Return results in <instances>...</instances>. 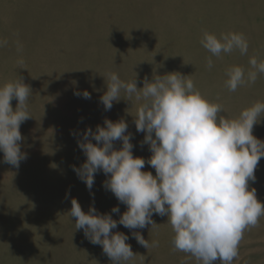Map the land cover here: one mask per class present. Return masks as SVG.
Segmentation results:
<instances>
[{
  "label": "rangeland",
  "instance_id": "rangeland-1",
  "mask_svg": "<svg viewBox=\"0 0 264 264\" xmlns=\"http://www.w3.org/2000/svg\"><path fill=\"white\" fill-rule=\"evenodd\" d=\"M42 1L44 3H42ZM51 1L52 0H40V1L39 0H5V1L0 0V11H1L0 13H2L0 15V40L6 41V44L3 47H0V64H1L0 69L3 68L0 70V87L4 86L5 84L10 83V82L14 83V82L18 81L19 78H21L22 82L24 84L29 85L31 92H32L30 97H29V100L27 102V110H28V113L32 112L31 116L33 115V117H30L29 119L26 120L27 122L25 121L22 123V125H20L19 130H20V132H22L21 135H22L23 139L25 138L24 141L22 140V142H20L21 143V151L27 154V159L22 160L20 162L19 169L14 167V166L12 167V165H10V164L5 163L3 161V156H2L3 153L0 152V187H1L0 188V191H1L0 192V206H1L0 210H1V212L3 211L2 213L0 212V228H2L0 230V256H1L0 257V263L1 264H3V263L4 264H10V263L11 264L12 263L13 264H23V263L24 264H105V263L106 264H112L111 259L103 252L102 246H100V245L95 246L94 244H92L85 237L83 229H80V230L75 229V218L70 217V215L68 213V212H70V209L72 206L71 205V200H72L71 198L77 199L81 208L83 207L82 210L86 213H87L86 210L88 208H90L91 206H95V205H96L95 209L100 214H102V213L105 214L106 212L108 214H111L112 213L111 210L113 207H119L118 213H112V218L117 220V221L119 220V215L123 214L127 210V206L121 202L118 203V199L115 196H113L114 194L111 191L107 190L103 186L104 182L107 179V176L102 171L95 174L94 184H96L95 185L96 187L94 188V185H93V187H92L93 189H91V191H89L88 188L85 187L86 185L84 186L85 183L81 179L78 180L79 178H78L76 172L73 171L72 166L75 165L78 168V167H80V164H82L86 160V156H84L83 151L81 150V148L78 145H76V144H78L77 143L78 139H79V137L82 139L81 134L87 128L90 127L93 131H95L97 125L104 126L105 119L111 120L113 122H117V121H120L124 118L125 122L128 120L126 123L129 122L127 124L128 125L127 133L129 132L131 134L132 138H131L130 142L132 144L134 143L132 150L133 151L136 150L133 152V156L134 157H142L143 156V158H145L146 163L144 166V171H150V172L153 171L152 174L154 175L155 170H154V168H152L150 165L148 166V164H147V160L150 158V155L152 153L150 152L148 145H146V144L142 145V142L144 140V137H142V136H144L145 134L141 133V132L138 133L136 130V127L135 128L133 127L135 125V124H133L134 123L133 121L135 120V117H136L135 114H137L136 110L138 109V103L135 102L134 99L131 101H127V100H125L126 97L122 96V99L120 100V102H115V103L113 102V106H112L111 110L105 111L103 104L100 102V97L107 90V87H102V86H106L107 74L110 72H115L119 75L120 79H122L126 82L133 81L134 79H136L138 88L143 87V82L145 79H147L149 82H151L153 80L154 76H156V75L162 76L163 74L173 73L175 71H176V73L180 72V74L182 76H184L183 74H186L187 76L192 74L189 78L192 81L194 80L193 83H194L195 89L198 90L201 93V95L204 94L203 97H206V99L209 102L213 101L212 103H218V104L222 105V107H224L225 110L223 109V112L221 114L222 115L224 114L223 116H225L226 118L233 119V116L238 118L242 110L250 107L255 102H258V101L264 102V97H263L264 96V74L263 75L261 74L262 76L260 74H258L257 79H256V81H258V82L255 81L257 83L256 85H255V83L254 84H247V85H245V87L241 86L235 92H232V91H229L227 89V87L225 86V81L228 78L226 76V69L230 66L239 64V66H241L243 68L246 66L244 68L246 71L251 70V66L249 65V58L250 57H256L258 62L260 60L264 61V58H263L264 57V51H263L264 50V0H209V1L208 0H199V1L198 0H152V2H151V0H141V1L140 0H134V1L133 0H131V1L130 0H110V1L109 0H94V1L93 0H81V1L80 0H68V1L67 0H60V3L58 0H54V2H56V4L53 1L52 2ZM83 1H84V3H82ZM94 2L97 3V5ZM126 2L128 3V5L126 4ZM3 3H4V5H3ZM144 3L147 5V7H146V5H144ZM1 4H2V7H1ZM45 4H46V6H45ZM153 4H155V5L153 6ZM93 5H94V7H93ZM114 5H115V7H114ZM53 7H55V9ZM108 7H110V8L108 9ZM95 9L98 10L96 13H95ZM130 9L133 10V12L130 11ZM215 9H217V10H215ZM242 9H244L245 12ZM51 10H53V11H51ZM124 10H125V12H124ZM136 10H138V11L136 12ZM32 11H34V12H32ZM68 11L70 13H68ZM101 11H103L102 14H101ZM110 11L114 12L115 14L114 13L112 14ZM117 11L118 12L120 11L119 12L120 14ZM71 12H73V13H71ZM149 12H150V14L148 15ZM128 13H129V15H128ZM134 13H135V16H137V17L134 16ZM226 13H229L228 16ZM67 14H70V15H67ZM71 14L73 16H71ZM78 14H81V15L79 16ZM95 14H98V15L95 16ZM125 14H126V16H125ZM83 15H84V17H83ZM88 15L90 17H88ZM92 15H94V17ZM113 15H115L117 18ZM182 15L185 17V19ZM21 16H23V18ZM131 16L133 18H131ZM118 17L120 19H118ZM13 18H15V19H13ZM137 18H139V19L136 20ZM142 18H143V22L142 21L139 22L140 20H142ZM155 18H157V19H155ZM114 19H115V21H112ZM122 19H123V21H122ZM191 19H193V20H191ZM198 19H199V21H198ZM23 20L27 21V22H25V25L23 24V22H24ZM60 20L62 22H60ZM152 20H154L155 22ZM156 20L158 21V23L156 22ZM79 21H81L82 23ZM125 21H126V23H125ZM238 21H239V23H238ZM40 22H42V23H40ZM45 22L47 23V25ZM51 22H52L53 27L51 26ZM68 22H69V24H68ZM85 22H87L88 25H86ZM106 22H108L109 25ZM116 22H117L118 26L116 25ZM135 22H136V24H134ZM222 22H224V23H222ZM70 23H71L72 27H71ZM94 23H96L98 25L95 26ZM120 23L122 24V26L119 25ZM38 24L40 25V27ZM59 24H61V25H59ZM64 24H67V25H64ZM78 24H79V26H77ZM90 24L92 25V27ZM111 24L114 26H112ZM153 24H154V26H152ZM160 24H162L163 28ZM203 24H204V26H203ZM232 24H235L237 27L235 25L233 26ZM21 25H22V27H21ZM58 25H59V27H58ZM84 25H86V26H84ZM144 25H145V27H143ZM158 25H160V27ZM15 26H18V29ZM34 26L36 27L35 30L36 31L39 30V32L32 30L35 28ZM93 26H95V27L98 26L97 30L99 32H97V30H95V27H93ZM101 26H103V27H101ZM146 26H147V28H146ZM5 27H8V28H5ZM77 27H78V29H77ZM106 27H108V29ZM128 27H129V29H128ZM130 27H131V29H130ZM139 27H140V29H139ZM3 28H4V30H3ZM44 28H47V29H44ZM64 28H66V29H64ZM100 28H101V30H100ZM141 28L142 29L144 28V30H142ZM12 29H15V30L13 31ZM41 29H42V32H40ZM52 29H55V30H52ZM58 29L59 30L61 29L60 32ZM62 29H64V30H62ZM237 29H239L240 31ZM247 29H249L248 31H250V33L247 32ZM256 29L258 31H256ZM121 30L123 33L121 32ZM149 30L152 33H149L150 32ZM174 30L176 31V33L177 32L178 33L176 34L174 32ZM7 31H10V32L8 33ZM18 31H19V33H18ZM54 31L56 33H54ZM67 31H69V32H67ZM109 31L111 33H109ZM115 31H117V32H115ZM140 31H141L142 35H141ZM144 31H148V32H144ZM155 31H156V33H155ZM204 31H207L209 33H213V34L217 35L218 37L221 33H227V32H235V33L240 32V33H242L246 39L249 37V39H247V42L249 41L248 42L249 47H248L247 54L246 55H240V53L238 51H234L233 52L234 54L232 53L234 56L232 54H223L220 58L212 56V54L210 52H208L206 49H204V47L200 43L201 36L203 35ZM11 32H14L13 34L16 33L14 35V38H13ZM24 32H27V34H28V32H30V34H28V35L24 34L25 35L24 36L23 35ZM87 32H90V35ZM91 32H93V33H91ZM114 32L116 33V35ZM124 32L126 34L122 35V34H124ZM163 32H164V34H163ZM181 32L182 33L184 32V33L181 35L180 34ZM185 32H186V34H188V33L189 34L186 35ZM195 32H197V33H195ZM46 33L49 35V37H51L50 39ZM58 33H59V35H58ZM99 33H101V34L98 35ZM192 33H194V34H192ZM64 34H65V36H64ZM73 34H74V36H73ZM130 34L133 38L130 36ZM146 34H148V35H146ZM153 34L156 36H154ZM78 35H79V37H78ZM108 35L110 37H108ZM144 35H145V37H144ZM149 35L151 38L149 37ZM17 36H18L19 40L22 39L23 41L22 40H21L22 42H20L19 40L14 41L17 39ZM31 36H32V38H31ZM53 36L56 37V40ZM57 36H59V37H57ZM60 36H61V38H60ZM118 36H120V37H118ZM182 36H185V37H182ZM104 37H105V39H104ZM137 37H139V39ZM170 37L171 38L173 37V38L171 39ZM179 37L181 38V40H179L180 39ZM251 37H252V39H251ZM253 37H255V38H253ZM39 38L41 40H39ZM52 38H53V40H52ZM71 38L73 39V42H72ZM93 38H95V39H93ZM121 38H122V40H121ZM130 38H132L131 39L132 41L130 40ZM145 38L148 40L149 39L150 40L152 39V40L148 41V40H145ZM182 38H184V39L182 40ZM92 39H93V41H92ZM117 39L120 43L117 41ZM141 39H143V40H141ZM155 39H156V41H154ZM177 39H178V41H176ZM29 40L31 41V43ZM57 40L59 41V44H58ZM69 40H70V42H69ZM127 40H130V41L127 42ZM134 40H136L138 42L133 43ZM184 40L190 41V43L184 42ZM38 41H41V43H38ZM50 41H52V45H51ZM17 42H19L20 44L22 43L21 44L23 46L22 52L17 51V48H16ZM23 42H26V45H24ZM67 42H69V43H67ZM103 42H105V43H103ZM106 42H108L109 44ZM140 42H142V43H140ZM14 43H15V46H14ZM28 43H30V46L34 45L33 46L34 50L32 49V46H31V48H30V46H28L29 45ZM36 43H38L39 45ZM125 43H126V45H125ZM131 43H132V45L130 47ZM139 43H140V45H139ZM191 43L193 44V46L195 44L196 45L193 47ZM35 44L38 46H36ZM67 44L69 47L67 46ZM111 44H113V45H111ZM154 44H157V45H154ZM177 44H178L179 49L177 48ZM7 45H10V48ZM118 45H120V46H118ZM187 45L188 46L190 45V46L188 47ZM116 46H118V47H116ZM125 46L126 47L128 46L129 48L127 47V50H126ZM144 46L145 47L147 46L148 48L147 47L145 48ZM155 46L156 47L158 46V48H156ZM159 46H161V47H159ZM53 47H54V49L52 50L51 48H53ZM59 47H60V49H59ZM64 47L66 48V50ZM103 47H104V49H103ZM121 47H122V49H121L122 51H120V49H119ZM151 47H153L154 49ZM167 47H169V48H167ZM42 48L45 51L41 50ZM48 48H49V50H47ZM95 48H96V50H95ZM116 48L118 49V51H120L119 53L116 50ZM123 48H124V50H123ZM138 48H140V49L142 48L141 50H144L145 52H143V51L141 52V50ZM155 48L158 50H156ZM176 48H177V50H176ZM56 49H57V51H59L58 53H57ZM68 49H70V51ZM79 49H81V50H79ZM200 49H203V50L201 51ZM259 49H262V50H260L261 52L259 51ZM7 50H9L10 52ZM25 50H26V52H24ZM38 50H41V52ZM105 50H106V52L108 50V52H107L108 54L106 52H103ZM128 50L130 53L128 52ZM147 50H148V52L146 53ZM181 50H182V52H181ZM66 51H68V52H66ZM96 51H97V53H96ZM126 51H127V53H126ZM155 51H157V52L159 51V52L155 53ZM70 52H71V54H70ZM90 52H92V53H90ZM38 53L40 55H38ZM50 53H51V55H50ZM112 53H114V56ZM176 53H177V55H176ZM182 53H183V55H182ZM10 54H11V56H10ZM91 54H92V58H94V59L91 58ZM93 54L95 57H93ZM98 54H102L103 56L102 55L98 56ZM119 54H120V57H119ZM155 54H157V55H155ZM160 54H162L164 57L161 56ZM166 54H167V56H165ZM178 54L180 55V57L178 56ZM36 55L39 57L37 58ZM74 55L76 58L74 57ZM108 55H110V57ZM111 55L113 58L111 57ZM158 55L160 57H158ZM169 55L171 56V58H169ZM12 56H13V59H12ZM58 56H59V58H58ZM121 56H123V57H121ZM124 56H125V58H124ZM143 56H146L147 59H146V57H143ZM208 56L209 57L211 56V58L213 60V67L211 69H209L206 65L207 64V58H209ZM226 56H227V58H226ZM1 57H2V59H1ZM46 57H47V59H46ZM89 57H90V59H89ZM101 57L102 58L104 57V58L102 59ZM116 57H117V59H116ZM136 57H137V59H136ZM151 57H154V58H151ZM192 57H194V58H192ZM195 57H196V60L194 61ZM242 57L244 59V62H243ZM21 58L22 59L24 58L23 59L24 64L22 66L17 63V61ZM28 58H29V60H28ZM52 58H54L55 61ZM185 58H187V59H185ZM259 58H261V59H259ZM65 59H67V60H65ZM98 59H100V60H98ZM111 59H113V60H111ZM130 59H133V60H130ZM35 60H37L38 62ZM125 60H126V62H125ZM168 60H170V61L167 62ZM190 60L193 61L192 62L193 64L191 63ZM2 61H3V63H2ZM49 61H51V62H49ZM53 61L55 63H53ZM56 61H58V62H56ZM130 61L132 63H130ZM182 61H184L183 64H182ZM35 62H37V63H35ZM43 62H45V63H43ZM147 62H148V64H147ZM56 63H58V64H56ZM129 63H130V66H129ZM157 63H160V64H157ZM199 63H200V65H199ZM202 63H204L206 68H204V65ZM52 64H53V67H52ZM55 64H56V66H55ZM163 64H165V65H163ZM157 65L158 66L162 65V66L158 67ZM168 65H170V66H168ZM165 66L167 67V69H170L171 66L172 67L170 70H166ZM197 66H199L200 68ZM152 68H154V69L152 70ZM18 69L19 70L21 69V71H19ZM161 69H163L162 73H161ZM179 69H181V70H179ZM200 70H202V71H200ZM52 71H54V72H52ZM203 71L204 72L206 71V72L204 73ZM152 72H154V73H152ZM8 74H11V75H8ZM55 74L57 76H55ZM204 74H205V77L203 76ZM6 75H7V77H6ZM150 76H152V77H150ZM223 76H224V79L222 80ZM8 78H9V80H8ZM26 79H27V81H26ZM218 79H219V81H218ZM28 80L32 81L33 83L29 82ZM98 81H99V83H98ZM102 82H104V83H102ZM216 82H217V84H215ZM29 83H31V84H29ZM196 85H197V87H196ZM208 86H210L211 88L214 87V89L213 88L211 89L210 87L208 88ZM221 88H222V90H221ZM83 91H87L91 94V100L85 99L82 96H77L75 94L77 92L82 93ZM207 92H208V94H207ZM245 92H246V94H245ZM212 93H217V94H212ZM226 94H228V95H226ZM235 95H236V97H234ZM241 95H243L244 97ZM215 96H217V97H215ZM240 97H243V98L240 99ZM123 98H125V99H123ZM216 99H217V101H216ZM227 102H228V104H227ZM15 103L17 105L18 102L13 99V101H11V105L13 107V110L16 109V105H14ZM128 103H130V104L128 105ZM239 103H241V105ZM232 104L236 107H234ZM126 106H128V107H126ZM29 107H30V111H29ZM70 107H72V108H70ZM230 107H231V109H230ZM134 108H136V109H134ZM226 108H228V110ZM233 108H234V110H232ZM115 109H117V110H115ZM75 110L77 111V113ZM229 110H230V112H229ZM126 111H128V112H126ZM130 111L132 112L131 115H130ZM115 112H118V113H115ZM227 112H229L230 114ZM91 113H93V114H91ZM52 114L58 120L56 118H54ZM82 114H84V116ZM87 114H88V116H87ZM226 114H227V116H226ZM235 114H238V115H235ZM122 115L123 116L125 115V116L123 117ZM229 115H230V117H229ZM113 116H114V118H113ZM130 118H132V119L130 120ZM260 120H261V122L259 124L254 125V127H253V135L256 138L260 139L261 141H264V117H261ZM88 123H89V125H88ZM66 128H69V129H67L68 132L66 131ZM72 132H73V134H72ZM137 134H139V135H137ZM138 136H139V138H138ZM59 138H61V139H59ZM75 141H77V142H75ZM92 142L96 143L94 140ZM138 146L139 147L141 146V148H138ZM65 147H67L68 149ZM114 147L116 149H119L120 147H122V142L121 141H115ZM148 155H149V157H148ZM263 160H264V157H262L260 159V161L258 163L259 166L255 170V177H256L255 181H249V189L250 190L253 188L255 189L256 197L262 203H264V161ZM146 166H148V167H146ZM151 169H152V171H151ZM142 171H143V169H142ZM27 172H29V173H27ZM32 175H34V176H32ZM26 177H29V178L32 177V178L26 179ZM60 177H62V178L60 179ZM54 178H55V180H54ZM17 179H19V181ZM37 179L38 180L41 179V180L38 181ZM97 179H98V182H97ZM34 180L36 181V182H34L35 184L33 183ZM76 180H77V182H76ZM24 183H25L26 187H24ZM5 185H6V187H4ZM46 185H47V187H46ZM77 185L80 188H78ZM99 185H100V187H97ZM44 186H45V188H47V190L45 188H43ZM13 188L16 190H12ZM62 188H64V189H62ZM17 189H19V191ZM77 190H78V192H77ZM8 191H9V193H8ZM50 191H51V193H50ZM83 191H85L87 193H85ZM94 191H96V192H94ZM63 192H64V194H63ZM80 192L85 193V195H83V193L81 194ZM90 192H92V193H90ZM18 194H20L24 197H22L20 195L18 196ZM58 194H62V195L58 196ZM44 195L46 197H48L49 195L50 196L48 198H46V197H44ZM78 196H80L79 199H78ZM19 197H21V198H19ZM39 197H40V199H39ZM22 198H24V199H22ZM26 198H28L29 200L28 199L25 200ZM49 198H51V200ZM45 199H46V202H48V203L45 202ZM62 199H64V200H62ZM8 201L10 204L8 203ZM20 201L22 202V204ZM27 202H28V204H27ZM40 202H41V204H40ZM37 203L41 206H39ZM29 204H31V206H29ZM116 204H118V205L116 206ZM17 205H18V207H17ZM66 205L67 206L69 205L68 206L69 208L66 207ZM111 205H112V208H111ZM10 206H11V208L13 206L15 207V208L13 207L15 211L12 210L13 211L12 213H11ZM51 206L53 207L52 209L50 208ZM99 206H100V208H99ZM107 206H108V208H107ZM31 207H32V209H31ZM33 208H35V209H33ZM36 209L37 210L39 209V211H37ZM45 210H46V213H45ZM88 211H89V209H88ZM100 211H102V212H100ZM36 212H38L37 213L38 216L36 215ZM55 213L57 216L54 215ZM58 214H60L61 217L60 216L58 217ZM117 214H119V215H117ZM14 215H16V216H14ZM48 215L51 216L53 219L51 217H49ZM30 216H32V218H30ZM40 217H41V219H40ZM158 218H160V219H158ZM30 219L33 221V223ZM152 219L156 224L158 223V226L154 225L151 227V225L150 226L148 225L146 228H143V229L138 228V229H134V230L133 229L130 230V229L125 227L126 230H124L123 225L117 224L118 226L116 228H118V229L115 228V231L118 230L120 233L123 232L125 235H127L129 237V239L126 241V243H128L131 246L132 251L136 254L132 260H130L128 262H122V264H160V263L161 264H198V261L194 257H191L189 254H186L184 252L176 251L173 249L174 246H173L172 241H173V237H174L175 233L173 232V228H172L171 224L168 223V217L166 215H165V217L157 215V218H156V214H153ZM13 220H15V222H12ZM51 220H52V222H51ZM163 220L164 221L166 220V221L164 222ZM53 221H56L57 224H55V222H53ZM12 224H14V225H12ZM43 224H44V226H42ZM17 225H18V227H17ZM41 226L43 227V229L40 228ZM50 226H52V227H50ZM4 227L5 228L8 227V228H6V231H4V229H5ZM20 227H22V230H23L22 232H21V230H18V229H20ZM15 228H16V230H15ZM28 228H29V230H28ZM30 228H31V231H30ZM44 229H45V231H44ZM50 229L52 231H50ZM156 229H158V230H156ZM38 230H39V232H38ZM163 230H164V233H161V232H163ZM169 230H171V231H169ZM47 231H48V233H47ZM112 231H113V233L117 232V231L115 232L114 229H112ZM17 232L20 234L17 235L18 234ZM51 232H53V233H51ZM133 232H139L144 237L145 240H148L150 245L153 242H158V246L149 247L148 249H146L144 246L140 245L137 242V240L132 235ZM10 234H12V236ZM41 235H44V236H41ZM29 237L30 238L32 237L31 241L29 240L30 239ZM49 238H51V241ZM22 240H25L23 242L24 244L22 243ZM3 241H5L6 243ZM7 243H9V244L7 245ZM43 243H47V244L44 245ZM11 244H12V246H11ZM26 244H28V245H26ZM38 244H39V246H38ZM40 245L41 246L43 245V246L41 247ZM92 245H93V247H91ZM4 246H7V247H4ZM29 248L31 249V251ZM40 248L42 249V251H39V250H41ZM80 250H81V252H80ZM91 250H92V252H91ZM8 251L11 253H8ZM33 251H35V252H33ZM41 252H42V254H41ZM30 253L31 254L33 253L34 255L37 254L38 257L34 256L33 254L30 255ZM71 253H72V255H71ZM5 255L7 256V258L9 257L8 260H7V258H5L6 257ZM81 255H82V257H81ZM3 256H5L4 257L5 260L2 258ZM27 256H29V257H27ZM157 256H160V257L158 258ZM17 257L18 258L20 257V258L18 259ZM24 257H26V258H24ZM161 257H162L163 262L161 261ZM189 257H191V258H189ZM10 259L13 262L10 261ZM33 259H34V261H33ZM92 260H94V261H92ZM84 262H86V263H84ZM217 263H220V262H218V260H217L215 262V264H217ZM255 263L256 264H259V263L264 264V216H261L259 218V222H258L257 226L250 227L249 229H246L244 231L243 238L241 239V241L238 245V257L235 258L232 262V264H255Z\"/></svg>",
  "mask_w": 264,
  "mask_h": 264
},
{
  "label": "clouds",
  "instance_id": "clouds-1",
  "mask_svg": "<svg viewBox=\"0 0 264 264\" xmlns=\"http://www.w3.org/2000/svg\"><path fill=\"white\" fill-rule=\"evenodd\" d=\"M201 45L217 58L238 51L248 52V42L242 33H221L219 37L203 32ZM6 41L0 40V47ZM23 46L17 42V51ZM23 65V59L17 61ZM251 70L238 65L226 69L225 86L235 92L239 87L254 84L258 74H264V61L249 58ZM207 67H213L211 56ZM189 76L180 73L156 75L143 87L137 81L126 82L115 72L107 74V90L100 97L105 111L122 94L127 101L138 103L134 120L137 132L144 133L143 144L152 153L147 164L155 169L142 171L145 159L133 156L131 134L122 119H105L104 126L90 127L78 140L86 156L80 167L72 166L79 179L91 191L95 174L103 172L104 187L119 202L127 206L119 220L111 214H100L94 206L85 213L77 199L71 200L70 217L75 218V229H83L85 237L94 245L102 246L112 264H122L135 257L124 233H113L117 224L132 229L157 225L153 214L167 216L175 233L174 250L194 257L198 264H232L238 257V245L243 233L258 225L264 216V203L249 189L255 181V170L264 157V141L253 135V127L264 117V102H255L241 111L238 118L221 115L222 105L209 102L195 89ZM90 99L87 91L75 93ZM31 89L19 78L0 87V152L3 161L16 168L27 154L21 151L23 137L20 125L32 117L27 111ZM18 103L13 110L11 101ZM96 143H93L92 141ZM115 141L122 147L116 149ZM110 174V175H109ZM118 213L119 207H113ZM132 235L146 249L151 245L139 232Z\"/></svg>",
  "mask_w": 264,
  "mask_h": 264
},
{
  "label": "bare ground",
  "instance_id": "bare-ground-1",
  "mask_svg": "<svg viewBox=\"0 0 264 264\" xmlns=\"http://www.w3.org/2000/svg\"><path fill=\"white\" fill-rule=\"evenodd\" d=\"M4 1H5V0H4ZM39 1H40V0H39ZM52 1L54 2V0H52ZM52 1H51V2H52ZM58 1H59V3H60V0H58ZM67 1H68V0H67ZM80 1H81V0H80ZM93 1H94V0H93ZM109 1H110V0H109ZM130 1H131V0H130ZM133 1H134V0H133ZM140 1H141V0H140ZM198 1H199V0H198ZM208 1H209V0H208ZM63 2H64V1H63ZM75 2H76V1H75ZM87 2H88V1H87ZM103 2H104V1H103ZM112 2H113V1H112ZM127 2H128V1H127ZM127 2H126V4L128 5ZM151 2H152V0H151ZM205 2H206V1H205ZM10 3H11V2H10ZM33 3H34V2H33ZM42 3H44V2L42 1ZM42 3H41V4H42ZM54 3L56 4V2H54ZM82 3H84V1H83ZM94 3H95V2H94ZM110 3H111V2H110ZM113 3H114V2H113ZM133 3H134V2H133ZM140 3H141V2H140ZM153 3H154V2H153ZM61 4H62V3H61ZM66 4H67V3H66ZM95 4L97 5V3H95ZM124 4H125V3H124ZM3 5H4V3H3ZM6 5H7V4H6ZM63 5H64V4H63ZM109 5H110V4H109ZM117 5H118V4H117ZM144 5H146V4L144 3ZM154 5H155V4H153V6H154ZM237 5H238V4H237ZM45 6H46V4H45ZM56 6H57V5H56ZM130 6H131V5H130ZM235 6H236V5H235ZM245 6H246V5H245ZM1 7H2V4H1ZM60 7H61V6H60ZM93 7H94V5H93ZM114 7H115V5H114ZM114 7H113V8H114ZM126 7H127V6H126ZM146 7H147V5H146ZM249 7H250V6H249ZM53 8L55 9V7H53ZM109 8H110V7H108V9H109ZM135 8H136V7H135ZM231 8H232V7H231ZM239 8H240V7H239ZM44 9H45V8H44ZM70 9H71V8H70ZM121 9H122V8H121ZM121 9H120V10H121ZM136 9H137V8H136ZM146 9H147V8H146ZM151 9H152V8H151ZM244 9H245V8H244ZM244 9H242V10H244ZM30 10H31V9H30ZM110 10H111V9H110ZM116 10H117V9H116ZM147 10H148V9H147ZM215 10H217V9H215ZM245 10H246V9H245ZM245 10H244V12H245ZM2 11H3V10H2ZM47 11H48V10H47ZM51 11H53V10H51ZM51 11H50V12H51ZM73 11H74V10H73ZM81 11H82V10H81ZM97 11H98V10L95 9V13H96ZM103 11H104V10H103ZM103 11H101V14L103 13ZM130 11L133 12V10H131V9H130ZM137 11H138V10H136V12H137ZM144 11H145V10H144ZM149 11H150V10H149ZM231 11H232V10H231ZM247 11H248V10H247ZM0 12H1V11H0ZM32 12H34V11H32ZM42 12H43V11H42ZM44 12H45V11H44ZM48 12H49V11H48ZM104 12H105V11H104ZM106 12H107V11H106ZM110 12H111V11H110ZM115 12H116V11H115ZM117 12H118V11H117ZM119 12H120V11H119ZM119 12H118V13H119ZM124 12H125V10H124ZM127 12H128V11H127ZM152 12H153V11H152ZM241 12H242V11H241ZM6 13H7V12H6ZM12 13H13V12H12ZM58 13H59V12H58ZM63 13H64V12H63ZM68 13H70V12L68 11ZM71 13H73V12H71ZM111 13L113 14L114 12H111ZM139 13H140V12H139ZM232 13H233V12H232ZM247 13H248V12H247ZM1 14H2V13H0V15H1ZM31 14H32V13H31ZM42 14H43V13H42ZM87 14H88V13H87ZM114 14H115V13H114ZM116 14H117V13H116ZM119 14H120V13H119ZM126 14H127V13H126ZM126 14H125V16H126ZM149 14H150V12L148 13V15H149ZM151 14H152V13H151ZM181 14H182V13H181ZM226 14H227V16H228L229 13H226ZM234 14H235V13H234ZM240 14H241V13H240ZM45 15H46V14H45ZM67 15H70V14H67ZM78 15L80 16L81 14H78ZM96 15H98V14H95V16H96ZM108 15H109V14H108ZM128 15H129V13H128ZM128 15H127V16H128ZM132 15H133V14H132ZM138 15H139V14H138ZM13 16H14V15H13ZM23 16H24V15H23ZM23 16H21V17L23 18ZM50 16H51V15H50ZM56 16H57V15H56ZM71 16H73V15L71 14ZM92 16L94 17V15H92ZM113 16H115V15H113ZM134 16H135V13H134ZM182 16H183V15H182ZM201 16H202V15H201ZM223 16H224V15H223ZM243 16H244V15H243ZM18 17H19V16H18ZM34 17H35V16H34ZM42 17H43V16H42ZM45 17H46V16H45ZM76 17H77V16H76ZM83 17H84V15H83ZM88 17H90V16L88 15ZM115 17H116V16H115ZM120 17H121V16H120ZM123 17H124V16H123ZM135 17H137V16H135ZM140 17H141V16H140ZM142 17H143V16H142ZM183 17H184V16H183ZM11 18H12V17H11ZM102 18H103V17H102ZM102 18H101V19H102ZM105 18H106V17H105ZM116 18H117V17H116ZM129 18H130V17H129ZM129 18H128V19H129ZM131 18H133V17L131 16ZM144 18H145V17H144ZM179 18H180V17H179ZM232 18H233V17H232ZM13 19H15V18H13ZM25 19H26V18H25ZM63 19H64V18H63ZM70 19H71V18H70ZM118 19H120V18L118 17ZM124 19H125V18H124ZM138 19H139V18H137L136 20H138ZM145 19H146V18H145ZM150 19H151V18H150ZM153 19H154V18H153ZM155 19H157V18H155ZM182 19H183V18H182ZM184 19H185V17H184ZM233 19H234V18H233ZM16 20H17V19H16ZM20 20H21V19H20ZM57 20H58V19H57ZM80 20H81V19H80ZM104 20H105V19H104ZM132 20H133V19H132ZM191 20H193V19H191ZM242 20H243V19H242ZM6 21H7V20H6ZM6 21H5V22H6ZM21 21H22V20H21ZM23 21H24V20H23ZM35 21H36V20H35ZM109 21H110V20H109ZM112 21H115V19L112 20ZM117 21H118V20H117ZM122 21H123V19H122ZM141 21L143 22V18H142V20H140L139 22H141ZM152 21H154V20H152ZM198 21H199V19H198ZM204 21H205V20H204ZM25 22H27V21H24V22H23L24 25H25ZM32 22H33V21H32ZM38 22H39V21H38ZM60 22H62V21L60 20ZM79 22H81V21H79ZM131 22H132V21H131ZM137 22H138V21H137ZM154 22H155V21H154ZM156 22L158 23L157 20H156ZM201 22H202V21H201ZM1 23H2V22H1ZM15 23H16V22H15ZM21 23H22V22H21ZM40 23H42V22H40ZM45 23H46V22H45ZM81 23H82V22H81ZM81 23H80V24H81ZM85 23H86V25H88L87 22H85ZM106 23H108V22H106ZM122 23H123V22H122ZM125 23H126V21H125ZM128 23H129V22H128ZM132 23H133V22H132ZM151 23H152V22H151ZM203 23H204V22H203ZM215 23H216V22H215ZM222 23H224V22H222ZM230 23H231V22H230ZM238 23H239V21H238ZM36 24H37V23H36ZM56 24H57V23H56ZM68 24H69V22H68ZM83 24H84V23H83ZM94 24H95V26L98 25V24H96V23H94ZM112 24H113V23H112ZM112 24H111V25H112ZM134 24H136V22H135ZM138 24H139V23H138ZM205 24H206V23H205ZM7 25H8V24H7ZM38 25H39V24H38ZM38 25H37V26H38ZM46 25H47V23H46ZM46 25H45V26H46ZM54 25H55V24H54ZM59 25H61V24H59ZM59 25H58V27H59ZM64 25H67V24H64ZM70 25H71V23H70ZM86 25H84V26H86ZM90 25H91V24H90ZM108 25H109V23H108ZM111 25H110V26H111ZM116 25H117V22H116ZM119 25L122 26L121 23H120ZM131 25H132V24H131ZM160 25L162 26V24H160ZM160 25H158V26L160 27ZM232 25L234 26L235 24H232ZM51 26H52V22H51ZM77 26H79V24H78ZM95 26H93V27H95ZM112 26H114V25H112ZM117 26H118V25H117ZM137 26H138V25H137ZM152 26H154V24H153ZM170 26H171V25H170ZM203 26H204V24H203ZM235 26H236V25H235ZM10 27H11V26H10ZM15 27L18 29V26H15ZM21 27H22V25H21ZM21 27H20V28H21ZM34 27H35V26H34ZM39 27H40V25H39ZM41 27H42V26H41ZM52 27H53V26H52ZM55 27H56V26H55ZM65 27H66V26H65ZM71 27H72V25H71ZM73 27H74V26H73ZM91 27H92V25H91ZM97 27H98V26H97ZM97 27H95V30H97ZM101 27H103V26H101ZM123 27H124V26H123ZM125 27H126V26H125ZM143 27H145V25H144ZM236 27H237V26H236ZM5 28H8V27H5ZM25 28H26V27H25ZM79 28H80V27H79ZM106 28L108 29V27H106ZM118 28H119V27H118ZM146 28H147V26H146ZM151 28H152V27H151ZM153 28H154V27H153ZM162 28H163V26H162ZM239 28H240V27H239ZM10 29H11V28H10ZM35 29H36V27H35L34 29H32V30L34 31ZM37 29H38V28H37ZM44 29H47V28H44ZM44 29H43V30H44ZM56 29H57V28H56ZM64 29H66V28H64ZM64 29H62V30H64ZM77 29H78V27H77ZM81 29H82V28H81ZM107 29H106V30H107ZM128 29H129V27H128ZM130 29H131V27H130ZM133 29H134V28H133ZM139 29H140V27H139ZM141 29H142V28H141ZM240 29H241V28H240ZM3 30H4V28H3ZM12 30L14 31L15 29H12ZM49 30H50V29H49ZM52 30H55V29H52ZM52 30H51V31H52ZM58 30H59V29H58ZM58 30H57V31H58ZM60 30H61V29H60ZM60 30H59V32H60ZM69 30H70V29H69ZM73 30H74V29H73ZM75 30H76V29H75ZM100 30H101V28H100ZM113 30H114V29H113ZM142 30H144V28H143ZM155 30H156V29H155ZM165 30H166V29H165ZM182 30H183V29H182ZM184 30H185V29H184ZM237 30H239V29H237ZM248 30H249V29H247V32L250 33V31H248ZM25 31H26V30H25ZM30 31H31V30H30ZM35 31H36V30H35ZM37 31L39 32V30H37ZM37 31H36V32H37ZM71 31H72V30H71ZM80 31H81V30H80ZM128 31H129V30H128ZM149 31H150V30H149ZM162 31H163V30H162ZM239 31H240V30H239ZM256 31H258V30L256 29ZM4 32H5V31H4ZM7 32L9 33L10 31H7ZM7 32H6V33H7ZM21 32H22V31H21ZM40 32H42V29L40 30ZM44 32H45V31H44ZM64 32H65V31H64ZM64 32H63V33H64ZM67 32H69V31H67ZM78 32H79V31H78ZM85 32H86V31H85ZM97 32H99V31L97 30ZM115 32H117V31H115ZM115 32H114V33H115ZM121 32H122V30H121ZM126 32H127V31H126ZM133 32H134V31H133ZM144 32H148V31H144ZM158 32H159V31H158ZM167 32H168V31H167ZM174 32L176 33L175 30H174ZM174 32H173V33H174ZM188 32H189V31H188ZM247 32H246V33H247ZM8 33H7V34H8ZM11 33H12V36H13V38H14V35H15L16 33H15V34H13L14 32H11ZM18 33H19V31H18ZM54 33H56V32L54 31ZM87 33H89V35H90V32H87ZM91 33H93V32H91ZM95 33H96V32H95ZM102 33H103V32H102ZM109 33H111V32L109 31ZM118 33H119V32H118ZM122 33H123V32H122ZM134 33H135V32H134ZM136 33H137V32H136ZM140 33H141V31H140ZM140 33H139V34H140ZM149 33H152V32L150 31ZM153 33H154V32H153ZM155 33H156V31H155ZM177 33H178V32H177ZM177 33H176V34H177ZM183 33H184V32H183ZM183 33L181 32L180 34L182 35ZM195 33H197V32H195ZM238 33H240V32H238ZM257 33H258V32H257ZM24 34H27V32H24L23 35H24ZM28 34H30V32H28ZM28 34H27V35H28ZM34 34H35V33H34ZM46 34H47V33H46ZM49 34H50V33H49ZM100 34H101V33H99L98 35H100ZM112 34H113V33H112ZM125 34H126V33L124 32V34H122V35H125ZM127 34H128V33H127ZM131 34H132V33H131ZM131 34H130V36H131ZM163 34H164V32H163ZM185 34H186V32H185ZM185 34H184V35H185ZM188 34H189V33H188ZM188 34H186V35H188ZM192 34H194V33H192ZM10 35H11V34H10ZM47 35H48V34H47ZM58 35H59V33H58ZM67 35H68V34H67ZM79 35H80V34H79ZM79 35H78V37H79ZM87 35H88V34H87ZM93 35H94V34H93ZM102 35H103V34H102ZM105 35H106V34H105ZM115 35H116V33H115ZM141 35H142V33H141ZM146 35H148V34H146ZM153 35H154V34H153ZM153 35H152V36H153ZM250 35H251V34H250ZM255 35H256V34H255ZM18 36H19V35H18ZM18 36H17V39L14 40V41L19 40ZM24 36H25V35H24ZM32 36H33V35H32ZM32 36H31V38H32ZM45 36H46V35H45ZM45 36H44V37H45ZM50 36H51V35H50ZM64 36H65V34H64ZM73 36H74V34H73ZM154 36H156V35H154ZM154 36H153V37H154ZM175 36H176V35H175ZM248 36H249V35H248ZM248 36H247V37H248ZM10 37H11V36H10ZM15 37H16V36H15ZM19 37H20V36H19ZM34 37H35V36H34ZM46 37H47V36H46ZM48 37H49V35H48ZM53 37H54V36H53ZM57 37H59V36H57ZM62 37H63V36H62ZM75 37H76V36H75ZM99 37H100V36H99ZM108 37H110V36L108 35ZM108 37H107V38H108ZM118 37H120V36H118ZM123 37H124V36H123ZM131 37H132V36H131ZM141 37H142V36H141ZM144 37H145V35H144ZM149 37H150V35H149ZM182 37H185V36H182ZM198 37H199V36H198ZM201 37H202V36H201ZM13 38H12V39H13ZM22 38H23V37H22ZM50 38H51V37H49V39H50ZM54 38H55V40H56V37H54ZM60 38H61V36H60ZM64 38H65V37H64ZM68 38H69V37H68ZM86 38H87V37H86ZM125 38H126V37H125ZM132 38H133V37H132ZM132 38H130V40H131ZM137 38L139 39V37H137ZM147 38H148V37H147ZM150 38H151V37H150ZM154 38H155V37H154ZM170 38H171V37H170ZM172 38H173V37H172ZM172 38H171V39H172ZM177 38H178V37H177ZM179 38H180V37H179ZM187 38H188V37H187ZM190 38H191V37H190ZM253 38H255V37H253ZM24 39H25V38H24ZM36 39H37V38H36ZM36 39H35V40H36ZM47 39H48V38H47ZM57 39H58V38H57ZM62 39H63V38H62ZM71 39H72V38H71ZM93 39H95V38H93ZM93 39H92V41H93ZM97 39H98V38H97ZM104 39H105V37H104ZM115 39H116V38H115ZM118 39H119V38H118ZM118 39H117V41H118ZM128 39H129V38H128ZM135 39H136V38H135ZM138 39H137V40H138ZM168 39H169V38H168ZM183 39H184V38H182V40H183ZM191 39H192V38H191ZM247 39H249V37H248ZM251 39H252V37H251ZM21 40H22V39H21ZM21 40H19V41L22 42L23 40H22V41H21ZM37 40H38V39H37ZM39 40H41V39L39 38ZM52 40H53V38H52ZM55 40H54V41H55ZM58 40H59V39H58ZM58 40H57V41H58ZM121 40H122V38H121ZM121 40H120V41H121ZM130 40H127V42L130 41ZM141 40H143V39H141ZM145 40H148V39L145 38ZM149 40H150V39H149ZM149 40H148V41H149ZM151 40H152V39H151ZM151 40H150V41H151ZM179 40H181V38H180ZM192 40H193V39H192ZM29 41H30V40H29ZM61 41H62V40H61ZM65 41H66V40H65ZM94 41H95V40H94ZM108 41H109V40H108ZM117 41H116V42H117ZM123 41H124V40H123ZM131 41H132V40H131ZM154 41H156V39H155ZM162 41H163V40H162ZM173 41H174V40H173ZM176 41H178V39H177ZM176 41H175V42H176ZM11 42H12V41H11ZM44 42H45V41H44ZM50 42H51V45H52V41H50ZM69 42H70V40H69ZM69 42H67V43H69ZM72 42H73V39H72ZM96 42H97V41H96ZM116 42H115V43H116ZM118 42H119V41H118ZM121 42H122V41H121ZM135 42H138V41L134 40L133 43H135ZM142 42H143V41H142ZM142 42H140V43H142ZM181 42H182V41H181ZM184 42H189V43H190V41H185V40H184ZM248 42H249V41H248ZM30 43H31V41H30ZM30 43H28V44H29L28 46H30ZM38 43H41V41H38ZM38 43H36V44H38ZM64 43H65V42H64ZM97 43H98V42H97ZM100 43H101V42H100ZM100 43H99V44H100ZM103 43H105V42H103ZM106 43H108V42H106ZM119 43H120V42H119ZM123 43H124V42H123ZM140 43H139V45H140ZM152 43H153V42H152ZM170 43H171V42H170ZM170 43H169V44H170ZM176 43H177V42H176ZM11 44H12V43H11ZM21 44H22V43H21ZM23 44L26 45V42H23ZM33 44H34V43H33ZM36 44H35V45H36ZM49 44H50V43H49ZM58 44H59V41H58ZM71 44H72V43H71ZM108 44H109V43H108ZM121 44H122V43H121ZM150 44H151V43H150ZM160 44H161V43H160ZM169 44H168V45H169ZM171 44H172V43H171ZM180 44H181V43H180ZM185 44H186V43H185ZM191 44H192V43H191ZM197 44H198V43H197ZM38 45H39V44H38ZM38 45H36V46H38ZM42 45H43V44H42ZM51 45H50V46H51ZM100 45H101V44H100ZM103 45H104V44H103ZM111 45H113V44H111ZM111 45H110V46H111ZM125 45H126V43H125ZM127 45H128V44H127ZM131 45H132V43L130 44V47H131ZM154 45H157V44H154ZM165 45H166V44H165ZM175 45H176V44H175ZM195 45H196V44H195ZM195 45H194V46H195ZM248 45H249V44H248ZM7 46H9V48H10V45H7ZM14 46H15V43H14ZM31 46H32V49H33V46H34V45H31ZM31 46H30V48H31ZM40 46H41V45H40ZM67 46H68V44H67ZM118 46H120V45H118ZM118 46H116V47H118ZM163 46H164V45H163ZM169 46H170V45H169ZM172 46H173V45H172ZM184 46H185V45H184ZM187 46H188V45H187ZM187 46H186V47H187ZM189 46H190V45H189ZM189 46H188V47H189ZM192 46H193V44H192ZM194 46H193V47H194ZM197 46H198V45H197ZM44 47H45V46H44ZM68 47H69V46H68ZM85 47H86V46H85ZM87 47H88V46H87ZM95 47H96V46H95ZM114 47H115V46H114ZM125 47H126V46H125ZM127 47H128V46H127ZM127 47H126V50H127ZM144 47H145V46H144ZM146 47H147V46H146ZM146 47H145V48H146ZM155 47H156V46H155ZM159 47H161V46H159ZM173 47H174V46H173ZM181 47H182V46H181ZM193 47H192V48H193ZM199 47H200V46H199ZM199 47H198V48H199ZM16 48H17V46H16ZM38 48H39V47H38ZM38 48H37V49H38ZM45 48H46V47H45ZM57 48H58V47H57ZM64 48H65V47H64ZM128 48H129V47H128ZM147 48H148V47H147ZM151 48H153V47H151ZM156 48H158V46H157ZM156 48H155V49H156ZM162 48H163V47H162ZM167 48H169V47H167ZM177 48H178V44H177ZM177 48H176V50H177ZM5 49H6V48H5ZM51 49L53 50L54 47L51 48ZM59 49H60V47H59ZM99 49H100V48H99ZM103 49H104V47H103ZM119 49H120V51H122V50H121L122 47L119 48ZM133 49H134V48H133ZM135 49H136V48H135ZM138 49H140V48H138ZM141 49H142V48H141ZM141 49H140V50H141ZM153 49H154V48H153ZM174 49H175V48H174ZM178 49H179V48H178ZM187 49H188V48H187ZM187 49H186V50H187ZM196 49H197V48H196ZM204 49H205V48H204ZM9 50H10V49H9ZM9 50H7V51H9ZM33 50H34V49H33ZM41 50H43V48H42ZM41 50H38V51L41 52ZM47 50H49V48H48ZM65 50H66V48H65ZM68 50L70 51V49H68ZM72 50H73V49H72ZM79 50H81V49H79ZM93 50H94V49H93ZM95 50H96V48H95ZM116 50L118 51L117 48H116ZM123 50H124V48H123ZM156 50H158V49H156ZM184 50H185V49H184ZM200 50L202 51L203 49H200ZM260 50H262V49H259V51H260ZM14 51H15V50H14ZM29 51H30V50H29ZM36 51H37V50H36ZM43 51H45V50H43ZM54 51H55V50H54ZM56 51H57V49H56ZM99 51H100V50H99ZM120 51H118V53H119ZM142 51L145 52L144 50H141V52H142ZM153 51H154V50H153ZM167 51H168V50H167ZM188 51H189V50H188ZM191 51H192V50H191ZM204 51H205V50H204ZM263 51H264V50H263ZM9 52H10V51H9ZM24 52H26V50H25ZM32 52H33V51H32ZM58 52H59V51H57V53H58ZM62 52H63V51H62ZM66 52H68V51H66ZM74 52H75V51H74ZM80 52H81V51H80ZM80 52H79V53H80ZM93 52H94V51H93ZM103 52H106V50L103 51ZM107 52H108V50H107ZM107 52H106V53H107ZM109 52H110V51H109ZM128 52H129V50H128ZM147 52H148V50L146 51V53H147ZM156 52H157V51H155V53H156ZM158 52H159V51H158ZM158 52H157V53H158ZM168 52H169V51H168ZM170 52H171V51H170ZM176 52H177V51H176ZM179 52H180V51H179ZM181 52H182V50H181ZM192 52H193V51H192ZM260 52H261V51H260ZM4 53H5V52H4ZM52 53H53V52H52ZM79 53H78V54H79ZM84 53H85V52H84ZM90 53H92V52H90ZM94 53H95V52H94ZM96 53H97V51H96ZM114 53H115V52H114ZM114 53H112L113 56H114ZM126 53H127V51H126ZM129 53H130V52H129ZM134 53H135V52H134ZM184 53H185V52H184ZM194 53H195V52H194ZM200 53H201V52H200ZM206 53H207V52H206ZM235 53H236V52H235ZM30 54H31V53H30ZM30 54H29V55H30ZM32 54H33V53H32ZM34 54H35V53H34ZM36 54H37V53H36ZM55 54H56V53H55ZM70 54H71V52H70ZM75 54H76V53H75ZM107 54H108V53H107ZM116 54H117V53H116ZM120 54H121V53H120ZM120 54H119V57H120ZM132 54H133V53H132ZM150 54H151V53H150ZM173 54H174V53H173ZM179 54H180V53H179ZM179 54H178V56L180 57ZM186 54H187V53H186ZM207 54H208V53H207ZM231 54H232V53H231ZM233 54H234V53H233ZM233 54H232V55H233ZM238 54H239V53H238ZM13 55H14V54H13ZM17 55H18V54H17ZM24 55H25V54H24ZM26 55H27V54H26ZM38 55H40V54L38 53ZM48 55H49V54H48ZM50 55H51V53H50ZM56 55H57V54H56ZM56 55H55V56H56ZM83 55H84V54H83ZM100 55H102V54H98V56H100ZM122 55H123V54H122ZM124 55H125V54H124ZM134 55H135V54H134ZM139 55H140V54H139ZM146 55H147V54H146ZM155 55H157V54H155ZM160 55L163 56L162 54H160ZM176 55H177V53H176ZM182 55H183V53H182ZM195 55H196V54H195ZM202 55H203V54H202ZM235 55H236V54H235ZM249 55H250V54H249ZM255 55H256V54H255ZM10 56H11V54H10ZM30 56H31V55H30ZM36 56H37V55H36ZM59 56H60V55H59ZM59 56H58V58H59ZM102 56H103V55H102ZM105 56H106V55H105ZM108 56L110 57V55H108ZM117 56H118V55H117ZM127 56H128V55H127ZM130 56H131V55H130ZM165 56H167V54H166ZM178 56H177V57H178ZM188 56H189V55H188ZM233 56H234V55H233ZM25 57H26V56H25ZM33 57H34V56H33ZM33 57H32V58H33ZM38 57H39V56H37V58H38ZM40 57H41V56H40ZM56 57H57V56H56ZM56 57H55V58H56ZM74 57H75V55H74ZM93 57H95L94 54H93ZM111 57H112V55H111ZM119 57H118V58H119ZM121 57H123V56H121ZM128 57H129V56H128ZM128 57H127V58H128ZM143 57H146V56H143ZM148 57H149V56H148ZM158 57H160V56L158 55ZM163 57H164V56H163ZM177 57H176V58H177ZM184 57H185V56H184ZM198 57H199V56H198ZM208 57H209V56H208ZM26 58H27V57H26ZM26 58H25V59H26ZM44 58H45V57H44ZM75 58H76V57H75ZM78 58H79V57H78ZM91 58H92V54H91ZM101 58H102V57H101ZM103 58H104V57H103ZM103 58H102V59H103ZM112 58H113V57H112ZM124 58H125V56H124ZM130 58H131V57H130ZM151 58H154V57H151ZM156 58H157V57H156ZM169 58H171L170 55H169ZM174 58H175V57H174ZM192 58H194V57H192ZM199 58H200V57H199ZM199 58H198V59H199ZM226 58H227V56H226ZM263 58H264V57H263ZM1 59H2V57H1ZM4 59H5V58H4ZM4 59H3V60H4ZM6 59H7V58H6ZM12 59H13V56H12ZM15 59H16V58H15ZM23 59H24V58H23ZM46 59H47V57H46ZM52 59H54V58H52ZM62 59H63V58H62ZM89 59H90V57H89ZM92 59H94V58H92ZM105 59H106V58H105ZM116 59H117V57H116ZM119 59H120V58H119ZM136 59H137V57H136ZM144 59H145V58H144ZM146 59H147V57H146ZM148 59H149V58H148ZM185 59H187V58H185ZM207 59H208V58H207ZM242 59H243V57H242ZM259 59H261V58H259ZM28 60H29V58H28ZM41 60H42V59H41ZM41 60H40V61H41ZM65 60H67V59H65ZM98 60H100V59H98ZM111 60H113V59H111ZM111 60H110V61H111ZM130 60H133V59H130ZM149 60H150V59H149ZM152 60H153V59H152ZM156 60H157V59H156ZM159 60H160V59H159ZM163 60H164V59H163ZM195 60H196V57H195L194 61H195ZM225 60H226V59H225ZM25 61H26V60H25ZM35 61H37V60H35ZM54 61H55V59H54ZM54 61H53V63H55ZM87 61H88V60H87ZM91 61H92V60H91ZM101 61H102V60H101ZM107 61H108V60H107ZM169 61H170V60H168L167 62H169ZM171 61H172V60H171ZM190 61H191V60H190ZM197 61H198V60H197ZM260 61H261V60H260ZM262 61H263V60H262ZM27 62H28V61H27ZM37 62H38V61H37ZM37 62H35V63H37ZM45 62H46V61H45ZM45 62H43V63H45ZM49 62H51V61H49ZM56 62H58V61H56ZM64 62H65V61H64ZM98 62H99V61H98ZM125 62H126V60H125ZM133 62H134V61H133ZM137 62H138V61H137ZM137 62H136V63H137ZM143 62H144V61H143ZM160 62H161V61H160ZM180 62H181V61H180ZM183 62H184V61H182V64H183ZM192 62H193V61H191V63H192ZM198 62H199V61H198ZM234 62H235V61H234ZM241 62H242V61H241ZM243 62H244V59H243ZM2 63H3V61H2ZM46 63H47V62H46ZM60 63H61V62H60ZM79 63H80V62H79ZM94 63H95V62H94ZM94 63H93V64H94ZM107 63H108V62H107ZM130 63H132V62L130 61ZM130 63H129V66H130ZM134 63H135V62H134ZM174 63H175V62H174ZM177 63H178V62H177ZM232 63H233V62H232ZM23 64H24V63H23ZM56 64H58V63H56ZM56 64H55V66H56ZM87 64H88V63H87ZM101 64H102V63H101ZM143 64H144V63H143ZM147 64H148V62H147ZM150 64H151V63H150ZM154 64H155V63H154ZM157 64H160V63H157ZM165 64H166V63H165ZM165 64H163V65H165ZM184 64H185V63H184ZM189 64H190V63H189ZM192 64H193V63H192ZM202 64L204 65V63H202ZM202 64H201V65H202ZM235 64H236V63H235ZM0 65H1V64H0ZM42 65H43V64H42ZM91 65H92V64H91ZM96 65H97V64H96ZM96 65H95V66H96ZM166 65H167V64H166ZM199 65H200V63H199ZM206 65H207V64H206ZM224 65H225V64H224ZM236 65H237V64H236ZM246 65H247V64H246ZM21 66H22V65H21ZM24 66H25V65H24ZM46 66H47V65H46ZM50 66H51V65H50ZM50 66H49V67H50ZM59 66H60V65H59ZM59 66H58V67H59ZM108 66H109V65H108ZM136 66H137V65H136ZM144 66H145V65H144ZM154 66H155V65H154ZM157 66H158V65H157ZM157 66H156V67H157ZM159 66L161 67L162 65H159ZM159 66H158V67H159ZM168 66H170V65H168ZM185 66H186V65H185ZM185 66H184V67H185ZM188 66H189V65H188ZM194 66H195V65H194ZM227 66H228V65H227ZM238 66H239V64H238ZM11 67H12V66H11ZM19 67H20V66H19ZM52 67H53V64H52ZM61 67H62V66H61ZM61 67H60V68H61ZM156 67H155V68H156ZM165 67H166V66H165ZM171 67H172V66H171ZM171 67H170V69H171ZM191 67H192V66H191ZM197 67H199V66H197ZM245 67H246V66H245ZM245 67H244V68H245ZM14 68H15V67H14ZM16 68H17V67H16ZM21 68H22V67H21ZM131 68H132V67H131ZM175 68H176V67H175ZM185 68H186V67H185ZM185 68H184V69H185ZM199 68H200V67H199ZM204 68H206L205 65H204ZM1 69H3V68H1ZM1 69H0V70H1ZM10 69H11V68H10ZM22 69H23V68H22ZM134 69H135V68H134ZM153 69H154V68H152V70H153ZM170 69H167V67H166V70H170ZM189 69H190V68H189ZM193 69H194V68H193ZM193 69H192V70H193ZM202 69H203V68H202ZM18 70H19V69H18ZM23 70H24V69H23ZM49 70H50V69H49ZM61 70H62V69H61ZM125 70H126V69H125ZM137 70H138V69H137ZM149 70H150V69H149ZM162 70H163V69H161V73H162ZM177 70H178V69H177ZM179 70H181V69H179ZM190 70H191V69H190ZM11 71H12V70H11ZM19 71H21V69H20ZM150 71H151V70H150ZM194 71H195V70H194ZM196 71H197V70H196ZM198 71H199V70H198ZM200 71H202V70H200ZM247 71H248V70H247ZM17 72H18V71H17ZM52 72H54V71H52ZM67 72H68V71H67ZM170 72H171V71H170ZM175 72H176V71H175ZM183 72H184V71H183ZM203 72H204V71H203ZM205 72H206V71H205ZM205 72H204V73H205ZM222 72H223V71H222ZM4 73H5V72H4ZM8 73H9V72H8ZM13 73H14V72H13ZM18 73H19V72H18ZM63 73H64V72H63ZM138 73H139V72H138ZM138 73H137V74H138ZM152 73H154V72H152ZM165 73H166V72H165ZM177 73H178V72H177ZM179 73H180V72H179ZM220 73H221V72H220ZM206 74H207V73H206ZM8 75H11V74H8ZM14 75H15V74H14ZM17 75H18V74H17ZM31 75H32V74H31ZM153 75H154V74H153ZM161 75H162V74H161ZM163 75H166V74H163ZM163 75H162V76H163ZM183 75L185 76L186 74H183ZM191 75H192V74H191ZM260 75H261V74H260ZM262 75H263V74H262ZM262 75H261V76H262ZM55 76H57V75L55 74ZM64 76H65V75H64ZM131 76H132V75H131ZM186 76H187V75H186ZM198 76H199V75H198ZM203 76L205 77V74H204ZM6 77H7V75H6ZM32 77H33V76H32ZM34 77H35V76H34ZM129 77H130V76H129ZM150 77H152V76H150ZM192 77H193V76H192ZM12 78H13V77H12ZM17 78H18V77H17ZM23 78H24V77H23ZM201 78H202V77H201ZM258 78H259V77H258ZM24 79H25V78H24ZM60 79H61V78H60ZM105 79H106V78H105ZM105 79H104V80H105ZM129 79H130V78H129ZM131 79H132V78H131ZM223 79H224V76H223L222 80H223ZM259 79H260V78H259ZM8 80H9V78H8ZM12 80H13V79H12ZM30 80H31V79H30ZM77 80H78V79H77ZM198 80H199V79H198ZM24 81H25V80H24ZM26 81H27V79H26ZM28 81H29V80H28ZM38 81H39V80H38ZM193 81H194V80H193ZM202 81H203V80H202ZM202 81H201V82H202ZM218 81H219V79H218ZM220 81H221V80H220ZM260 81H261V80H260ZM9 82H10V81H9ZM29 82H32V81H29ZM256 82H258V81H256ZM256 82H255V85L257 84ZM25 83H26V82H25ZM32 83H33V82H32ZM98 83H99V81H98ZM102 83H104V82H102ZM139 83H140V82H139ZM141 83H142V82H141ZM259 83H260V82H259ZM29 84H31V83H29ZM196 84H197V83H196ZM215 84H217V82H216ZM27 85H28V84H27ZM100 85H101V84H100ZM213 85H214V84H213ZM28 86H29V85H28ZM96 86H97V85H96ZM211 86H212V85H211ZM214 86H215V85H214ZM251 86H252V85H251ZM102 87H106V86H102ZM196 87H197V85H196ZM209 87H210V86H208V88H209ZM244 87H245V86H244ZM75 88H76V87H75ZM79 88H80V87H79ZM210 88H211V87H210ZM212 88L214 89V87H212ZM212 88H211V89H212ZM248 89H249V88H248ZM61 90H62V89H61ZM203 90H204V89H203ZM203 90H202V91H203ZM221 90H222V88H221ZM250 90H251V89H250ZM250 90H249V91H250ZM66 91H67V90H66ZM216 91H217V90H216ZM223 91H224V90H223ZM226 91H227V90H226ZM34 92H35V91H34ZM217 92H218V91H217ZM31 93H32V92H31ZM210 93H211V92H210ZM218 93H219V92H218ZM240 93H241V92H240ZM66 94H67V93H66ZM205 94H206V93H205ZM207 94H208V92H207ZM212 94H217V93H212ZM245 94H246V92H245ZM245 94H244V95H245ZM32 95H33V94H32ZM93 95H94V94H93ZM226 95H228V94H226ZM237 95H238V94H237ZM249 95H250V94H249ZM253 95H254V94H253ZM122 96H123V95H122ZM202 96H204V94H203ZM208 96H209V95H208ZM232 96H233V95H232ZM232 96H231V97H232ZM241 96H243V95H241ZM251 96H252V95H251ZM255 96H256V95H255ZM66 97H67V96H66ZM215 97H217V96H215ZM234 97H236V95H235ZM234 97H233V98H234ZM243 97H244V96H243ZM243 97H240V99L243 98ZM249 97H250V96H249ZM253 97H254V96H253ZM263 97H264V96H263ZM50 98H51V97H50ZM204 98H206V97H204ZM207 98H208V97H207ZM220 98H221V97H220ZM245 98H246V97H245ZM247 98H248V97H247ZM257 98H258V97H257ZM35 99H36V98H35ZM35 99H34V100H35ZM208 99H209V98H208ZM217 99H218V98H217ZM217 99H216V101H217ZM228 99H229V98H228ZM231 99H232V98H231ZM259 99H260V98H259ZM259 99H258V100H259ZM14 100H15V99H14ZM90 100H91V98H90ZM223 100H224V99H223ZM238 100H239V99H238ZM244 100H245V99H244ZM251 100H252V99H251ZM12 101H13V100H12ZM134 101H135V100H134ZM245 101H246V100H245ZM253 101H254V100H253ZM119 102H120V101H119ZM135 102H136V101H135ZM212 102H213V101H212ZM218 102H219V101H218ZM230 102H231V101H230ZM29 103H30V102H29ZM92 103H93V102H92ZM114 103H115V102H114ZM126 103H127V102H126ZM235 103H236V102H235ZM96 104H97V103H96ZM129 104H130V103H128V105H129ZM222 104H223V103H222ZM227 104H228V102H227ZM239 104L241 105V103H239ZM14 105H16V103H15ZM232 105H233V104H232ZM235 105H236V104H235ZM16 106H17V105H16ZM73 106H74V105H73ZM225 106H226V105H225ZM233 106H234V105H233ZM66 107H67V106H66ZM126 107H128V106H126ZM134 107H135V106H134ZM136 107H137V106H136ZM227 107H228V106H227ZM231 107H232V106H231ZM231 107H230V109H231ZM234 107H236V106H234ZM31 108H32V107H31ZM67 108H68V107H67ZM70 108H72V107H70ZM70 108H69V109H70ZM81 108H82V107H81ZM89 108H90V107H89ZM79 109H80V108H79ZM132 109H133V108H132ZM134 109H136V108H134ZM223 109H224V107H223ZM226 109L228 110V108H226ZM115 110H117V109H115ZM122 110H123V109H122ZM224 110H225V109H224ZM232 110H234V108H233ZM27 111H28V110H27ZM29 111H30V107H29ZM75 111H76V110H75ZM133 111H134V110H133ZM240 111H241V110H240ZM89 112H90V111H89ZM121 112H122V111H121ZM126 112H128V111H126ZM136 112H137V110H136ZM229 112H230V110H229ZM229 112H227V113H229ZM237 112H238V111H237ZM29 113H30V112H29ZM31 113H32V112H31ZM31 113H30V115H31ZM44 113H45V112H44ZM76 113H77V111H76ZM112 113H113V112H112ZM115 113H118V112H115ZM131 113H132V112L130 111V115H131ZM233 113H234V112H233ZM88 114H89V113H88ZM88 114H87V116H88ZM91 114H93V113H91ZM99 114H100V113H99ZM134 114H135V113H134ZM229 114H230V113H229ZM45 115H46V114H45ZM49 115H50V114H49ZM52 115H53V114H52ZM82 115L84 116V114H82ZM103 115H104V114H103ZM103 115H102V116H103ZM125 115H126V114H125ZM125 115H124V116H125ZM130 115H129V116H130ZM135 115H136V114H135ZM221 115H222V114H221ZM223 115H224V114H223ZM235 115H238V114H235ZM98 116H99V115H98ZM122 116H123V115H122ZM124 116H123V117H124ZM133 116H134V115H133ZM226 116H227V114H226ZM32 117H33V115H32ZM53 117L56 118L54 115H53ZM123 117H122V118H123ZM229 117H230V115H229ZM234 117H235V116H233V119L236 118V117H235V118H234ZM113 118H114V116H113ZM115 118H116V117H115ZM118 118H119V117H118ZM35 119H36V118H35ZM50 119H51V118H50ZM56 119H57V118H56ZM131 119H132V118H130V120H131ZM133 119H134V118H133ZM229 119H230V118H229ZM57 120H58V119H57ZM123 120H125V119L123 118ZM130 120H129V121H130ZM35 121H36V120H35ZM52 121H53V120H52ZM60 121H61V120H60ZM127 121H128V120H127ZM127 121H126V122H127ZM26 122H27V121H26ZM93 122H94V121H93ZM133 122H134V121H133ZM133 122H132V123H133ZM128 123H129V122H128ZM128 123H127V124H128ZM54 124H55V123H54ZM62 124H63V123H62ZM91 124H92V123H91ZM130 124H131V123H130ZM133 124H135V123H133ZM21 125H22V124H21ZM58 125H59V124H58ZM88 125H89V123H88ZM91 126H92V125H91ZM129 126H130V125H129ZM68 127H69V126H68ZM93 127H94V126H93ZM130 127H131V126H130ZM133 127L135 128V125H134ZM69 128H70V127H69ZM69 128H66V131H67V129H69ZM131 128H132V127H131ZM127 129H128V128H127ZM94 130H95V129H94ZM130 130H131V129H130ZM23 132H24V131H23ZM67 132H68V131H67ZM131 132H132V131H131ZM21 133H22V132H21ZM128 133H129V132H128ZM138 133H139V132H138ZM141 133H142V132H141ZM72 134H73V132H72ZM137 135H139V134H137ZM142 135H143V134H142ZM142 135H141V136H142ZM25 137H26V136H25ZM74 137H75V136H74ZM142 137H144V136H142ZM138 138H139V136H138ZM59 139H61V138H59ZM77 139H78V138H77ZM79 139L81 140L80 137H79ZM79 139H78V140H79ZM24 140H25V138L23 139V141H24ZM21 142H22V141H21ZM54 142H55V141H54ZM75 142H77V141H75ZM63 143H64V142H63ZM63 143H62V144H63ZM58 144H59V143H58ZM67 144H68V143H67ZM133 144H134V143H133ZM139 144H140V143H139ZM76 145H78V144H76ZM135 145H136V144H135ZM63 146H64V145H63ZM133 146H134V145H133ZM135 147H136V146H135ZM148 147H149V146H148ZM39 148H40V147H39ZM65 148H67V147H65ZM77 148H78V147H77ZM138 148H141V146H140V147L138 146ZM142 148H143V147H142ZM144 148H145V147H144ZM67 149H68V148H67ZM138 150H139V149H138ZM147 150H148V149H147ZM76 151H77V150H76ZM134 151H136V150H134ZM134 151L132 150V152H134ZM144 151H145V150H144ZM141 152H142V151H141ZM145 153H146V152H145ZM147 154H148V153H147ZM82 155H83V154H82ZM138 155H139V154H138ZM151 155H152V154H151ZM151 155H150V157H151ZM2 156H3V155H2ZM84 156H85V155H84ZM148 157H149V155H148ZM148 157H147V158H148ZM79 158H80V157H79ZM142 158H143V156H142ZM147 158H146V159H147ZM144 159H145V158H144ZM43 160H44V159H43ZM82 161H83V160H82ZM263 161H264V160H263ZM46 163H47V162H46ZM77 163H78V162H77ZM74 164H75V163H74ZM262 164H263V163H262ZM80 165H81V164H80ZM3 166H4V165H3ZM44 166H45V165H44ZM148 166H149V165H148ZM148 166H146V167H148ZM258 166H259V165H258ZM10 167H11V166H10ZM12 167H13V166H12ZM42 167H43V166H42ZM47 167H48V166H47ZM25 168H26V167H25ZM262 168H263V167H262ZM18 169H19V167H18ZM149 169H150V168H149ZM4 170H5V169H4ZM147 170H148V169H147ZM154 170H155V169H154ZM5 171H6V170H5ZM33 171H34V170H33ZM33 171H32V172H33ZM52 171H53V170H52ZM143 171H144V168H143ZM151 171H152V169H151ZM152 172H153V171H152ZM27 173H29V172H27ZM22 174H23V173H22ZM32 174H33V173H32ZM38 174H39V173H38ZM57 174H58V173H57ZM24 175H25V174H24ZM24 175H23V176H24ZM30 175H31V174H30ZM102 175H103V174H102ZM102 175H101V176H102ZM154 175H155V174H154ZM32 176H34V175H32ZM58 177H59V176H58ZM58 177H57V178H58ZM27 178H29V177H26V179H27ZM31 178H32V177H31ZM31 178H29V179H31ZM33 178H34V177H33ZM61 178H62V177H60V179H61ZM29 179H28V180H29ZM35 179H36V178H35ZM63 179H64V178H63ZM17 180L19 181V179H17ZM21 180H22V179H21ZM37 180H38V179H37ZM40 180H41V179H39L38 181H40ZM44 180H45V179H44ZM54 180H55V178H54ZM78 180H80V179H78ZM18 181H17V182H18ZM25 181H26V180H25ZM57 181H58V180H57ZM59 181H60V180H59ZM68 181H69V180H68ZM34 182H36V181L34 180L33 183H34ZM46 182H47V181H46ZM55 182H56V181H55ZM60 182H61V181H60ZM69 182H70V181H69ZM76 182H77V180H76ZM80 182H81V181H80ZM97 182H98V179H97ZM38 183H39V182H38ZM63 183H64V182H63ZM78 183H79V182H78ZM102 183H103V182H102ZM253 183H254V182H253ZM34 184H35V183H34ZM254 184H255V183H254ZM20 185H21V184H20ZM85 185H86V184H84V186H85ZM95 185H96V184H94V188L96 187ZM22 186H23V185H22ZM50 186H51V185H50ZM60 186H61V185H60ZM63 186H64V185H63ZM63 186H62V187H63ZM103 186H104V185H103ZM4 187H6V185H5ZM10 187H11V186H10ZM24 187H26V186H25V183H24ZM46 187H47V185H46ZM65 187H66V186H65ZM77 187H78V185H77ZM82 187H83V186H82ZM85 187H87V186H85ZM97 187H100V185L97 186ZM0 188H1V187H0ZM15 188H16V187H15ZM38 188H39V187H38ZM43 188H45V186H44ZM78 188H80V187H78ZM252 188H253V187H252ZM45 189L47 190V188H45ZM49 189H50V188H49ZM57 189H58V188H57ZM62 189H64V188H62ZM69 189H70V188H69ZM92 189H93V188H92ZM98 189H99V188H98ZM104 189H105V188H104ZM12 190H16V189L13 188ZM12 190H11V191H12ZM17 190L19 191V189H17ZM32 190H33V189H32ZM71 190H72V189H71ZM80 190H81V189H80ZM83 190H84V189H83ZM88 190H89V189H88ZM99 190H100V189H99ZM86 191H87V190H86ZM0 192H1V191H0ZM6 192H7V191H6ZM27 192H28V191H27ZM75 192H76V191H75ZM77 192H78V190H77ZM83 192H85V191H83ZM83 192H82V193H83ZM87 192H88V191H87ZM87 192H85V193H87ZM94 192H96V191H94ZM8 193H9V191H8ZM14 193H15V192H14ZM50 193H51V191H50ZM80 193H81V192H80ZM82 193H81V194H82ZM85 193H83V195H85ZM88 193H89V192H88ZM90 193H92V192H90ZM98 193H99V192H98ZM25 194H26V193H25ZM27 194H28V193H27ZM30 194H31V193H30ZM30 194H29V195H30ZM33 194H34V193H33ZM63 194H64V192H63ZM111 194H112V193H111ZM19 195H20V194H18V196H19ZM23 195H24V194H23ZM59 195H62V194H58V196H59ZM71 195H72V194H71ZM79 195H80V194H79ZM90 195H91V194H90ZM95 195H96V194H95ZM112 195H113V194H112ZM6 196H7V195H6ZM10 196H11V195H10ZM20 196H22V195H20ZM34 196H35V195H34ZM40 196H41V195H40ZM49 196H50V195H49ZM49 196H48V197H49ZM54 196H55V195H54ZM63 196H64V195H63ZM65 196H66V195H65ZM113 196H114V195H113ZM1 197H2V196H1ZM13 197H14V196H13ZM22 197H24V196H22ZM44 197H46V196L44 195ZM48 197H46V198H48ZM56 197H57V196H56ZM79 197H80V196H78V199H79ZM82 197H83V196H82ZM4 198H5V197H4ZM19 198H21V197H19ZM63 198H64V197H63ZM112 198H113V197H112ZM6 199H7V198H6ZM15 199H16V198H15ZM22 199H24V198H22ZM27 199H28V198H26L25 200H27ZM39 199H40V197H39ZM49 199L51 200V198H49ZM54 199H55V198H54ZM66 199H67V198H66ZM71 199H73V198H71ZM110 199H111V198H110ZM7 200H8V199H7ZM7 200H6V201H7ZM28 200H29V199H28ZM31 200H32V199H31ZM62 200H64V199H62ZM81 200H82V199H81ZM3 201H4V200H3ZM23 201H24V200H23ZM40 201H41V200H40ZM109 201H110V200H109ZM115 201H116V200H115ZM115 201H114V202H115ZM4 202H5V201H4ZM20 202H21V201H20ZM25 202H26V201H25ZM28 202H29V201H28ZM28 202H27V204H28ZM41 202H42V201H41ZM41 202H40V204H41ZM45 202H46V199H45ZM53 202H54V201H53ZM1 203H2V202H1ZM8 203H9V201H8ZM46 203H48V202H46ZM63 203H64V202H63ZM66 203H67V202H66ZM118 203H119V201H118ZM2 204H3V203H2ZM6 204H7V203H6ZM9 204H10V203H9ZM11 204H12V203H11ZM18 204H19V203H18ZM21 204H22V202H21ZM37 204H38V203H37ZM67 204H68V203H67ZM102 204H103V203H102ZM113 204H114V203H113ZM113 204H112V205H113ZM38 205H39V204H38ZM58 205H59V204H58ZM63 205H64V204H63ZM97 205H98V204H97ZM112 205H111V208H112ZM117 205H118V204H116V206H117ZM120 205H121V204H120ZM11 206H12V205H11ZM11 206H10V209H11V213H12V212H13L12 210H14L15 207L13 206L14 208L12 207V208H13V209H12ZM29 206H31V204H29ZM39 206H41V205H39ZM68 206H69V205H68ZM68 206L66 205V207H68ZM0 207H1V206H0ZM17 207H18V205H17ZM17 207H16V208H17ZM34 207H35V206H34ZM37 207H38V206H37ZM88 207H89V206H88ZM94 207H96V205H95ZM8 208H9V207H8ZM20 208H21V207H20ZM20 208H19V209H20ZM38 208H39V207H38ZM40 208H41V207H40ZM50 208L52 209L53 207L51 206ZM68 208H69V207H68ZM82 208H83V207H82ZM99 208H100V206H99ZM107 208H108V206H107ZM111 208H110V209H111ZM31 209H32V207H31ZM31 209H30V210H31ZM33 209H35V208H33ZM48 209H49V208H48ZM66 209H67V208H66ZM66 209H65V210H66ZM88 209H89V208H88ZM88 209L86 210L87 212H88ZM36 210H37V209H36ZM43 210H44V209H43ZM98 210H99V209H98ZM14 211H15V210H14ZM17 211H18V210H17ZM37 211H39V209H38ZM63 211H64V210H63ZM67 211H68V210H67ZM122 211H123V210H122ZM0 212H1V210H0ZM2 212H3V211H2ZM2 212H1V213H2ZM8 212H9V211H8ZM8 212H7V213H8ZM100 212H102V211H100ZM105 212H106V211H105ZM15 213H16V212H15ZM15 213H14V214H15ZM27 213H28V212H27ZM37 213H38V212H36V215H37ZM45 213H46V210H45ZM63 213H64V212H63ZM68 213H69V212H68ZM85 213H86V212H85ZM106 213H107V212H106ZM23 214H24V213H23ZM33 214H34V213H33ZM51 214H52V213H51ZM102 214H103V213H102ZM119 214H120V213H119ZM119 214H117V215H119ZM9 215H10V214H9ZM31 215H32V214H31ZM36 215H35V216H36ZM42 215H43V214H42ZM54 215H56V213H55ZM111 215H112V213H111ZM120 215H122V214H120ZM120 215H119V217H120ZM14 216H16V215H14ZM19 216H20V215H19ZM37 216H38V215H37ZM43 216H44V215H43ZM48 216H49V215H48ZM56 216H57V215H56ZM59 216L61 217L60 214H58V217H59ZM115 216H116V215H115ZM21 217H22V216H21ZM33 217H34V216H33ZM41 217H42V216H41ZM41 217H40V219H41ZM49 217H51V216H49ZM164 217H165V216H164ZM11 218H12V217H11ZM15 218H16V217H15ZM30 218H32V216H30ZM51 218H52V217H51ZM156 218H157V214H156ZM162 218H163V217H162ZM7 219H8V218H7ZM28 219H29V218H28ZM52 219H53V218H52ZM56 219H57V218H56ZM60 219H61V218H60ZM158 219H160V218H158ZM15 220H16V219H15ZM15 220H13L12 222H15ZM23 220H24V219H23ZM25 220H26V219H25ZM30 220H31V219H30ZM57 220H58V219H57ZM161 220H162V219H161ZM27 221H28V220H27ZM31 221H32V220H31ZM163 221H164V220H163ZM165 221H166V220H165ZM165 221H164V222H165ZM10 222H11V221H10ZM18 222H19V221H18ZM51 222H52V220H51ZM53 222H55V224H57L56 221H53ZM60 222H61V221H60ZM21 223H22V222H21ZM32 223H33V221H32ZM43 223H44V222H43ZM44 224H45V223H44ZM44 224H43L42 226H44ZM118 224H119V223H118ZM6 225H7V224H6ZM12 225H14V224H12ZM28 225H29V224H28ZM31 225H32V224H31ZM169 225H170V224H169ZM9 226H10V225H9ZM9 226H8V227H9ZM36 226H37V225H36ZM42 226H41L40 228L43 229ZM117 226H118V225H117ZM147 226H148V225H147ZM147 226H146V227H147ZM149 226H150V225H149ZM157 226H158V223H157ZM162 226H163V225H162ZM8 227H6V228H8ZM10 227H11V226H10ZM17 227H18V225H17ZM24 227H25V226H24ZM37 227H38V226H37ZM50 227H52V226H50ZM50 227H49V228H50ZM146 227H145V228H146ZM166 227H167V226H166ZM4 228H5V227H4ZM6 228L4 229V231H6ZM38 228H39V227H38ZM47 228H48V227H47ZM148 228H149V227H148ZM1 229H2V228H0V230H1ZM17 229H18V228H17ZM26 229H27V228H26ZM116 229H118V228H116ZM152 229H153V228H152ZM158 229H159V228H158ZM158 229H156V230H158ZM15 230H16V228H15ZM18 230H21V232L23 231V230H22V227H20V229H18ZM28 230H29V228H28ZM53 230H54V229H53ZM124 230H126L125 227H124ZM133 230H134V229H133ZM164 230H165V229H164ZM164 230H163V232H161V233H164ZM166 230H167V229H166ZM7 231H8V230H7ZM30 231H31V228H30ZM32 231H33V230H32ZM40 231H41V230H40ZM44 231H45V229H44ZM50 231H52V230L50 229ZM54 231H55V230H54ZM57 231H58V230H57ZM57 231H56V232H57ZM114 231H115V229H114ZM116 231L119 232L118 230H116ZM116 231H115V232H116ZM128 231H129V230H128ZM140 231H141V230H140ZM169 231H171V230H169ZM169 231H168V232H169ZM24 232H25V231H24ZM24 232H23V233H24ZM27 232H28V231H27ZM38 232H39V230H38ZM76 232H77V231H76ZM80 232H81V231H80ZM112 232H113V231H112ZM131 232H132V231H131ZM131 232H130V233H131ZM173 232H174V231H173ZM173 232H172V233H173ZM17 233H18V232H17ZM17 233H16V234H17ZM31 233H32V232H31ZM42 233H43V232H42ZM47 233H48V231H47ZM51 233H53V232H51ZM77 233H78V232H77ZM122 233H123V232H122ZM126 233H127V232H126ZM152 233H153V232H152ZM19 234H20V233H18L17 235H19ZM36 234H37V233H36ZM36 234H35V235H36ZM43 234H44V233H43ZM54 234H55V233H54ZM10 235L12 236V234H10ZM24 235H25V234H24ZM24 235H23V236H24ZM39 235H40V234H39ZM160 235H161V234H160ZM4 236H5V235H4ZM13 236H14V235H13ZM23 236H22V237H23ZM41 236H44V235H41ZM45 236H46V235H45ZM83 236H84V235H83ZM152 236H153V235H152ZM172 236H173V235H172ZM9 237H10V236H9ZM24 237H25V236H24ZM35 237H36V236H35ZM2 238H3V237H2ZM11 238H12V237H11ZM19 238H20V237H19ZM29 238H30V237H29ZM29 238H28V239H29ZM31 238H32V237H31ZM31 238L29 239L30 241L32 240ZM36 239H37V238H36ZM49 239H50V241H51V238H49ZM54 239H55V238H54ZM149 239H150V238H149ZM151 239H152V238H151ZM19 240H20V239H19ZM34 240H35V239H34ZM8 241H9V240H8ZM24 241H25V240H22V243H23ZM46 241H47V240H46ZM3 242H5V241H3ZM167 242H168V241H167ZM5 243H6V242H5ZM10 243H11V242H10ZM17 243H18V242H17ZM17 243H16V244H17ZM20 243H21V242H20ZM40 243H41V242H40ZM48 243H49V242H48ZM85 243H86V242H85ZM165 243H166V242H165ZM8 244H9V243H7V245H8ZM23 244H24V243H23ZM23 244H22V245H23ZM43 244L45 245V244H47V243H43ZM2 245H3V244H2ZM2 245H1V246H2ZM26 245H28V244H26ZM31 245H32V244H31ZM70 245H71V244H70ZM136 245H137V244H136ZM11 246H12V244H11ZM11 246H10V247H11ZM38 246H39V244H38ZM38 246H37V247H38ZM40 246H41V245H40ZM42 246H43V245H42ZM42 246H41V247H42ZM85 246H86V245H85ZM95 246H97V245H95ZM4 247H7V246H4ZM18 247H19V246H18ZM20 247H21V246H20ZM24 247H25V246H24ZM91 247H93V245H92ZM99 247H100V246H99ZM159 247H160V246H159ZM171 247H172V246H171ZM22 248H23V247H22ZM85 248H86V247H85ZM88 248H89V247H88ZM172 248H173V247H172ZM7 249H8V248H7ZM18 249H19V248H18ZM29 249H30V248H29ZM40 249H41V248H40ZM44 249H45V248H44ZM46 249H47V248H46ZM154 249H155V248H154ZM173 249H174V248H173ZM37 250H38V249H37ZM37 250H36V251H37ZM152 250H153V249H152ZM30 251H31V249H30ZM39 251H42V249L39 250ZM44 251H45V250H44ZM93 251H94V250H93ZM2 252H3V251H2ZM33 252H35V251H33ZM75 252H76V251H75ZM80 252H81V250H80ZM91 252H92V250H91ZM150 252H151V251H150ZM5 253H6V252H5ZM5 253H4V254H5ZM8 253H11V252L8 251ZM39 253H40V252H39ZM45 253H46V252H45ZM83 253H84V252H83ZM86 253H87V252H86ZM17 254H18V253H17ZM21 254H22V253H21ZM32 254H33V253H32ZM32 254L30 253V255H32ZM41 254H42V252H41ZM93 254H94V253H93ZM99 254H100V253H99ZM157 254H158V253H157ZM7 255H8V254H7ZM33 255H34V254H33ZM71 255H72V253H71ZM103 255H104V254H103ZM5 256H6V255H5ZM5 256H3L2 258L4 259ZM13 256H14V255H13ZM18 256H19V255H18ZM34 256L38 257L37 254L34 255ZM69 256H70V255H69ZM96 256H97V255H96ZM101 256H102V255H101ZM101 256H100V257H101ZM0 257H1V256H0ZM27 257H29V256H27ZM30 257H31V256H30ZM39 257H40V256H39ZM72 257H73V256H72ZM81 257H82V255H81ZM93 257H94V256H93ZM157 257L159 258L160 256H157ZM5 258H7V256H6ZM8 258H9V257H8ZM8 258H7V260H8ZM17 258H18V257H17ZM19 258H20V257H19ZM19 258H18V259H19ZM24 258H26V257H24ZM34 258H35V257H34ZM84 258H85V257H84ZM90 258H91V257H90ZM90 258H89V259H90ZM103 258H104V257H103ZM105 258H106V257H105ZM144 258H145V257H144ZM147 258H148V257H147ZM189 258H191V257H189ZM15 259H16V258H15ZM35 259H36V258H35ZM37 259H38V258H37ZM70 259H71V258H70ZM70 259H69V260H70ZM139 259H140V258H139ZM148 259H149V258H148ZM1 260H2V259H1ZM4 260H5V259H4ZM27 260H28V259H27ZM87 260H88V259H87ZM156 260H157V259H156ZM183 260H184V259H183ZM186 260H187V259H186ZM10 261H12V260L10 259ZM14 261H15V260H14ZM33 261H34V259H33ZM77 261H78V260H77ZM92 261H94V260H92ZM104 261H105V260H104ZM161 261L163 262L162 257H161ZM12 262H13V261H12ZM82 262H83V261H82ZM82 262H81V263H82ZM218 262H219V260H218ZM9 263H10V262H9ZM78 263H79V262H78ZM84 263H86V262H84ZM159 263H160V262H159ZM0 264H1V263H0ZM3 264H4V263H3ZM10 264H11V263H10ZM12 264H13V263H12ZM23 264H24V263H23ZM105 264H106V263H105ZM160 264H161V263H160ZM217 264H220V263H217ZM255 264H256V263H255ZM259 264H260V263H259Z\"/></svg>",
  "mask_w": 264,
  "mask_h": 264
}]
</instances>
